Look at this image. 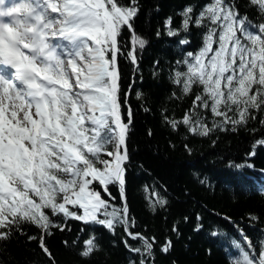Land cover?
Masks as SVG:
<instances>
[{"label": "snow or ice", "instance_id": "6c2138e0", "mask_svg": "<svg viewBox=\"0 0 264 264\" xmlns=\"http://www.w3.org/2000/svg\"><path fill=\"white\" fill-rule=\"evenodd\" d=\"M248 3L264 16V0ZM138 11L137 0L127 6L118 0H0V241L9 239L13 229L21 231L24 223L34 225L41 230L39 246L51 259L44 234L51 235V227L63 231L64 225L50 219L47 209L52 217L62 214L113 233L123 226L129 238L142 241V247H133L124 240L125 247L153 256L155 237L131 230L135 221L129 217L124 188L132 114L129 109L125 123L118 56L124 54L125 27L131 34L127 56L133 64L136 46L143 50L147 44L133 27ZM192 13L186 7L180 28L171 27L172 17L165 27L170 36L192 25L207 29L204 46L183 61L187 71H176L173 78L184 95L193 85L202 86V92L181 121L168 122L173 128L189 125L194 133L198 126L200 134L208 135L212 129L204 120L193 119L201 108L221 117L215 128L246 125L250 117L255 119L254 110L264 108V22H250L232 0H211L195 19ZM258 145L264 139L256 141L249 156ZM245 166L253 167L236 165ZM110 185L119 187L120 208L111 204ZM158 203L163 207L167 202ZM171 244L167 240L160 251L167 253ZM233 244L240 248L233 264H264V241L259 252L251 241L248 251ZM85 245L78 253L82 258L99 250L94 237ZM139 264H146L145 259Z\"/></svg>", "mask_w": 264, "mask_h": 264}, {"label": "trees", "instance_id": "16d2710c", "mask_svg": "<svg viewBox=\"0 0 264 264\" xmlns=\"http://www.w3.org/2000/svg\"><path fill=\"white\" fill-rule=\"evenodd\" d=\"M210 2L137 0L139 11L133 27L147 44L143 50L136 47V64L127 56L132 51L131 34L126 27L122 30L124 54L118 56V64L125 123L129 109L132 114L124 188L129 217L135 221L131 230L155 237L153 256L130 252L124 240L133 247H142V241L129 238L123 226L113 233L101 225L65 219L62 214L52 217L45 209L50 219L64 225L63 231L51 227L52 234H44L52 258L39 246L41 230L24 223L21 231L13 229L9 239L0 241V264H139L142 258L146 264H233L240 258V248L233 241L244 251L251 241L259 252L264 241V145L256 147L254 156L248 154L256 141L264 139V108L254 110L255 119L250 117L246 125H225L223 129L214 127L221 117L197 108L193 119L204 120L212 129L208 135L200 134L198 126L194 133L189 125L180 123L173 128L168 122L181 121L192 109L195 95L202 92V86L193 85L192 92L184 95L182 85L173 78L176 71H187L183 61L187 53L195 55L204 46L207 29L192 25L189 31L170 36L165 21L172 17L171 27L180 28L186 7L193 8L195 19ZM232 2L253 24L264 22L248 0ZM118 3L127 6L130 0ZM184 39L190 43L182 44ZM240 164L253 167L237 168ZM109 191L115 197L111 204L122 207L118 185H110ZM102 196L108 199L104 193ZM160 199L167 202L163 207ZM67 207L82 214V209ZM30 236L36 239L29 240ZM93 237L99 250L82 258L78 253ZM167 240L172 244L164 253L160 249Z\"/></svg>", "mask_w": 264, "mask_h": 264}, {"label": "water", "instance_id": "95a60500", "mask_svg": "<svg viewBox=\"0 0 264 264\" xmlns=\"http://www.w3.org/2000/svg\"><path fill=\"white\" fill-rule=\"evenodd\" d=\"M136 34V33H135ZM137 35V34H136ZM125 197H126V195H125ZM127 201V200H126Z\"/></svg>", "mask_w": 264, "mask_h": 264}, {"label": "rangeland", "instance_id": "374dc122", "mask_svg": "<svg viewBox=\"0 0 264 264\" xmlns=\"http://www.w3.org/2000/svg\"><path fill=\"white\" fill-rule=\"evenodd\" d=\"M136 47H138V45Z\"/></svg>", "mask_w": 264, "mask_h": 264}]
</instances>
